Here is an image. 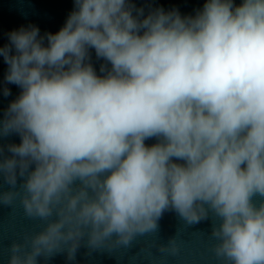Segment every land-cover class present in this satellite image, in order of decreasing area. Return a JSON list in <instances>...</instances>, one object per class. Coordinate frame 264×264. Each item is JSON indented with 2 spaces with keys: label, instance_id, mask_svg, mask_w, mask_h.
<instances>
[{
  "label": "clouds",
  "instance_id": "clouds-1",
  "mask_svg": "<svg viewBox=\"0 0 264 264\" xmlns=\"http://www.w3.org/2000/svg\"><path fill=\"white\" fill-rule=\"evenodd\" d=\"M74 6L47 46L29 25L0 47L5 81L21 89L0 121V137H20L10 156L0 149V205L19 198L46 222L10 245L7 264L72 260L85 237L93 250L128 248L166 211L189 227L211 217L225 264H264V202L253 203L264 197V0L142 20L126 0ZM90 48L110 62L105 76L86 63ZM160 251L177 254L175 238Z\"/></svg>",
  "mask_w": 264,
  "mask_h": 264
},
{
  "label": "water",
  "instance_id": "water-1",
  "mask_svg": "<svg viewBox=\"0 0 264 264\" xmlns=\"http://www.w3.org/2000/svg\"><path fill=\"white\" fill-rule=\"evenodd\" d=\"M134 5L133 16H137V9H143L144 19L157 9L165 12L178 11L182 17H194L198 11L203 9L206 0H126ZM243 0H233L234 5H239ZM74 0H0V47L8 45V33L18 30L21 26L34 25L39 28L40 36L45 37L43 43L47 46V33H57L65 24L69 14L74 10ZM143 30H141V33ZM13 49V53H14ZM90 63L98 76H105L111 69L110 62L98 58L95 49L90 48ZM102 66L104 71H101ZM8 65L0 56V121L9 104L20 94L21 89L5 81V74ZM7 87L11 95L5 97L3 89ZM153 137L145 140L147 146L157 143ZM19 144L20 137L17 134L8 137H0V149H3V156H10L7 151L9 144ZM3 158V157H0ZM183 163V161H175ZM19 183L22 181L18 180ZM9 186L4 183L0 175V192L8 191ZM264 202V197L256 195L253 203L259 206ZM212 219L202 221L199 224L188 226L179 219L174 211H166L158 222L156 233L145 234L137 237L128 248H116L111 251L107 249H90L87 246L85 237L78 248L75 258L69 260L67 252L53 255L70 264H225L223 260L215 256L213 248L217 241L211 236ZM46 222L39 218H29L25 215L23 205L19 198L11 207L0 205V230L24 242L26 236L30 237L43 230ZM175 238L179 248L177 254L161 252V245L168 246L171 238Z\"/></svg>",
  "mask_w": 264,
  "mask_h": 264
}]
</instances>
